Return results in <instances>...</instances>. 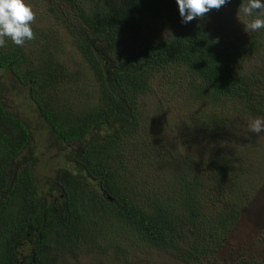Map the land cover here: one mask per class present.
I'll use <instances>...</instances> for the list:
<instances>
[{
	"label": "trees",
	"instance_id": "trees-1",
	"mask_svg": "<svg viewBox=\"0 0 264 264\" xmlns=\"http://www.w3.org/2000/svg\"><path fill=\"white\" fill-rule=\"evenodd\" d=\"M25 3L35 39H6L0 70L46 126L35 137L0 94V264H264V247L232 245L259 155L240 124L264 119V29L245 30L247 0L187 24L176 0ZM155 101L207 145L191 129L190 148L167 143ZM49 141L74 150L42 179Z\"/></svg>",
	"mask_w": 264,
	"mask_h": 264
},
{
	"label": "rangeland",
	"instance_id": "rangeland-1",
	"mask_svg": "<svg viewBox=\"0 0 264 264\" xmlns=\"http://www.w3.org/2000/svg\"><path fill=\"white\" fill-rule=\"evenodd\" d=\"M64 39H67V36L64 34ZM66 51L63 56L65 60H68L71 64L69 57L71 58L72 50L70 44H65ZM0 78L2 82L7 85V88L10 89L7 95L4 96V93L0 92L1 95L5 98L6 102H9L8 105L14 112L19 111L21 116L25 117V120H29L31 127L35 130V137L37 134L44 135L45 123L42 122L41 117L37 115L36 112L32 111V106L30 105L26 111L23 109V102L18 99L19 94L22 95L21 85L20 83L14 79V77L5 70H0ZM92 83V81H89ZM89 91V89H87ZM170 98V94L168 95ZM171 100H175V96L171 98ZM157 101L153 102L151 105V109L149 110V114L153 117L154 124H157L160 127L163 138L167 143L174 145H181L179 148H190L194 143L198 145V148H203L207 143L205 134L199 133L196 131L194 127L188 125L185 122V117H181L178 113L173 111L172 103L169 101L168 106L170 109L158 106L156 104ZM29 117V118H28ZM257 119V118H256ZM254 120V119H252ZM264 120V119H262ZM248 123L242 121L240 124V130L238 132L239 136H242V139L245 135L252 134V143L251 145H257L256 149L258 150V156L253 157L255 161H252L253 164L252 173L254 182L257 181L256 188L251 194V202L246 207L244 211L240 223L237 224V227L234 229V236L232 239V245L234 247H241L242 250H245L248 253H255L256 250L260 251L262 247H264V132L260 134L252 133L248 130ZM189 127V128H188ZM188 129L194 131L190 136H187ZM157 136V135H156ZM156 136H154L156 138ZM186 136L191 139L192 136H196L195 142L189 143L185 142ZM45 138V137H44ZM47 139V138H46ZM51 143L46 148H52V150H44L46 157H43V162L36 165V173L42 178H49L53 176L56 171L57 163L62 159H67V154L69 149L67 147H63L57 141H49ZM87 141H83L78 143L79 145L85 144ZM186 143H188L186 145ZM204 143V144H203ZM236 147L239 146V139H235ZM241 146L244 147L242 151L247 152L246 147L241 141ZM76 148V145L74 146ZM66 148V149H65ZM48 151V152H47ZM40 152V151H39ZM43 153V154H44ZM39 153V155H43ZM38 155V156H39ZM249 157V155H248ZM258 163V164H256ZM98 259L89 258V257H80L77 261H70L69 264H95Z\"/></svg>",
	"mask_w": 264,
	"mask_h": 264
},
{
	"label": "clouds",
	"instance_id": "clouds-1",
	"mask_svg": "<svg viewBox=\"0 0 264 264\" xmlns=\"http://www.w3.org/2000/svg\"><path fill=\"white\" fill-rule=\"evenodd\" d=\"M229 0H176L182 23L187 24L195 19L203 18L213 10H220ZM240 11L253 17L244 25L248 32L264 29V2L262 0H247ZM36 14L25 0H0V47L5 45L6 39L17 46H23L26 41L35 39L32 24ZM248 130L255 134L264 132V120L249 121Z\"/></svg>",
	"mask_w": 264,
	"mask_h": 264
},
{
	"label": "flooded vegetation",
	"instance_id": "flooded-vegetation-1",
	"mask_svg": "<svg viewBox=\"0 0 264 264\" xmlns=\"http://www.w3.org/2000/svg\"><path fill=\"white\" fill-rule=\"evenodd\" d=\"M67 147H68L69 149L74 150V148H73V144H67Z\"/></svg>",
	"mask_w": 264,
	"mask_h": 264
},
{
	"label": "water",
	"instance_id": "water-1",
	"mask_svg": "<svg viewBox=\"0 0 264 264\" xmlns=\"http://www.w3.org/2000/svg\"><path fill=\"white\" fill-rule=\"evenodd\" d=\"M108 199H109V200H112V198H111L110 196H108Z\"/></svg>",
	"mask_w": 264,
	"mask_h": 264
}]
</instances>
